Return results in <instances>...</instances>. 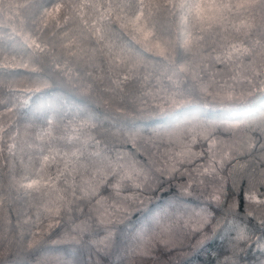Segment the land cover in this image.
Instances as JSON below:
<instances>
[{
  "label": "snow or ice",
  "instance_id": "obj_1",
  "mask_svg": "<svg viewBox=\"0 0 264 264\" xmlns=\"http://www.w3.org/2000/svg\"><path fill=\"white\" fill-rule=\"evenodd\" d=\"M15 7L19 30L0 14V264H264V0ZM53 78L134 111L45 103Z\"/></svg>",
  "mask_w": 264,
  "mask_h": 264
},
{
  "label": "trees",
  "instance_id": "obj_2",
  "mask_svg": "<svg viewBox=\"0 0 264 264\" xmlns=\"http://www.w3.org/2000/svg\"><path fill=\"white\" fill-rule=\"evenodd\" d=\"M21 12V10H20ZM21 16L22 14L19 13ZM28 14L23 18L27 19ZM19 21V20H18ZM7 30V29H6ZM18 39H21V37H17ZM58 40V38H57ZM58 44V43H57ZM60 50V49H58ZM11 51V49H9ZM59 52V51H58ZM145 52L148 56L152 57L153 59H157V57L154 55L153 52L145 49ZM168 62H170V58H167ZM79 70L81 71L82 74H86L88 71H92V68L87 67L84 63H81L77 65ZM152 62L149 61V64L147 63V67L151 68ZM157 68L160 67L159 64L156 65ZM97 72H99V68H95ZM20 71H25L24 69H20ZM45 95L42 98H49L50 96L53 95H62L65 97V99L68 101V103L72 104L73 106H76L77 104H85L88 105L91 109H94L100 113H107L108 116L111 117H118V118H126L130 117V114L132 111H134L135 106L133 105L131 99L128 100L127 103L117 105L116 103H109L108 100L105 97H102L100 92L98 91H93L91 96L81 93L78 90L73 89L71 86H69L65 82H58L55 78L52 79L51 81V88L46 89ZM69 104V105H70ZM123 109V110H121ZM254 111L253 109H247V110H241L239 112H233V113H217V112H211V113H205L203 115H207L212 119H236L237 116L240 117L245 113H250ZM105 139H109V137L106 135L104 137ZM119 147V145H118ZM207 256L204 254H200L199 256H195L193 258V264H199L201 260H206Z\"/></svg>",
  "mask_w": 264,
  "mask_h": 264
},
{
  "label": "rangeland",
  "instance_id": "obj_3",
  "mask_svg": "<svg viewBox=\"0 0 264 264\" xmlns=\"http://www.w3.org/2000/svg\"><path fill=\"white\" fill-rule=\"evenodd\" d=\"M23 2H24V0H0V14L5 15V16H11L12 19L7 21V23L9 25H15L17 30H19L20 25H21V21L23 20V18L26 16V14H28L25 9L15 7V5L23 3ZM20 10H21V12H20ZM19 13H21L22 15L20 16ZM25 31H27V29H25ZM18 37L20 38V36H18ZM57 38H58V40L56 42L59 44L60 38L59 37H57ZM21 39H22V37H21ZM58 51L61 52L62 50L60 49ZM147 63L149 64V61ZM42 99L45 103L51 102L53 105L63 107L65 109L74 107L72 104L68 103V101L65 99L64 96H62L60 94L50 96L47 99L46 98H42ZM252 112L245 113L240 117L237 116L236 119H240L241 117L250 116L252 114ZM224 119H226V118H224Z\"/></svg>",
  "mask_w": 264,
  "mask_h": 264
}]
</instances>
